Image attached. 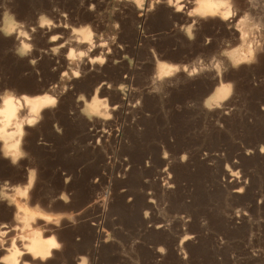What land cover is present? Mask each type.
<instances>
[{
	"label": "rangeland",
	"instance_id": "1",
	"mask_svg": "<svg viewBox=\"0 0 264 264\" xmlns=\"http://www.w3.org/2000/svg\"><path fill=\"white\" fill-rule=\"evenodd\" d=\"M142 1L0 0V100L56 99L16 164L0 152V259L34 228L61 245L38 264H264V0L226 20ZM157 62L179 70L158 79ZM98 87L101 122L81 101ZM12 196L50 221L21 228Z\"/></svg>",
	"mask_w": 264,
	"mask_h": 264
},
{
	"label": "bare ground",
	"instance_id": "2",
	"mask_svg": "<svg viewBox=\"0 0 264 264\" xmlns=\"http://www.w3.org/2000/svg\"><path fill=\"white\" fill-rule=\"evenodd\" d=\"M136 1L137 2H140V1L143 2L142 0H136ZM168 2L169 1H167V3ZM174 3H175V1H174ZM150 4H148V6ZM178 8H181V7H178ZM178 8H175V9L177 10ZM175 12H177V11H175ZM228 13H229V6L226 5V3L223 0H194V9L192 11V14L199 19L217 17L220 20H226L225 16ZM195 21H196V18H195ZM1 29H2V32L4 35H6V36L11 35L13 32V29H14L13 28V21L11 22L9 19H6V18L3 19ZM78 31H79L78 29H73V32H78ZM244 32L242 34H240V36H239L241 40H243L246 37V34H245L246 32L245 33ZM82 33H83V39L82 40H84L83 42H85V43L90 42V45H91V36H90L91 34H90V32L89 31H84V32L82 31ZM50 40L52 41V38H50ZM248 44H249V42H248ZM250 45H251V42H250ZM250 45H248V48L250 47ZM29 48H30V46H29ZM23 50H24V48H23ZM251 51H252L251 48L247 50V53L246 52L240 53V52L235 51V53L230 54V59L232 60L234 65L240 64L241 62H244L249 57H251V53H252ZM250 63H251V61H250ZM183 69H184V67H183ZM178 70H179V67L177 65H173V64L157 62V64L155 65V72H156V76L158 77V79L168 78V77L174 75ZM76 75H74V76H76ZM100 88L98 87L94 90L93 97L89 101H84L82 98H80V99H82L81 101H83V103H84L82 111H84L85 118H87L88 120H90L91 118H96V119L100 120V122L102 120H105V121L107 120L106 116L108 114L106 112V110H107L106 106L104 105L105 107H103V104H101L96 97V95H97L96 93H97V91H99L98 89H100ZM217 88H219V86ZM217 88L213 91V94L211 95V96H213L212 99L210 96L209 97L211 100L209 98L206 99V101H205L206 105H207L208 99L211 102L215 101L216 99L219 102H221V101L223 102L226 99L225 98L226 97L225 90L223 88H221L217 91ZM49 99L55 100V103H56L55 98L46 97V96H42V97H39V96H36V97L21 96L20 98H16L12 95H3L2 96V98L0 100V152H1L2 158L8 160V162H10V164H16L18 162L19 158H21V156L23 155V153H22L23 150H20V141L22 139L23 131H24L23 126H32L37 120H39L38 118H39V116L41 117L40 114L44 109H46V108L49 109L51 107L52 108L54 107L55 104L48 103ZM211 102H209V103H211ZM32 152H33V150H32ZM0 163H2V162H0ZM66 181H67V179L64 180V183H66ZM31 183H32V176L30 175V176H28L27 186H25L26 190H23V191L20 190L22 193H20L19 191H14V190L12 192L19 195V198L22 196L24 199L25 193H26L27 189L29 188V186L31 185ZM7 196H9V195H7ZM19 198L13 197L12 199L9 200V202L13 203L15 206V213H16L15 215H17V214L21 215V217H20L21 219H19V220L22 223H19L16 221V223H17V225H15V226H17L16 229H19L18 227H20V225H21L22 226L21 228H25L26 230L28 229V231H29V228L31 229V227H32L31 224H33L35 220H39V221H48L49 220L50 215L43 212V210L42 211L41 210H34V209L26 207L22 202H19ZM66 199H67V196H66ZM24 203H25V201H24ZM13 220H15V219H13ZM12 229L14 231L15 227H13ZM26 232H24V234H27V235H25V236L21 235L22 239L20 238L23 242L22 243V251H20V252L24 253V256H17L16 257V261L18 262V264L19 263L30 264L28 262H24V260H23V262L20 261L21 258L25 257V256H29L30 259L33 261L31 254L28 252L29 248H33L34 250L40 251V252H44L45 250L49 249V241L46 238L41 237V230L40 229L37 230V229L33 228L28 233H26ZM1 245H2V243L0 242V246ZM11 246H13V245H11ZM13 250H15V249L11 250L8 257L1 258L0 263H2V264H13V261L9 259V257L12 256ZM52 250H56V249H52ZM39 262H44V260L43 259L39 260Z\"/></svg>",
	"mask_w": 264,
	"mask_h": 264
},
{
	"label": "snow or ice",
	"instance_id": "3",
	"mask_svg": "<svg viewBox=\"0 0 264 264\" xmlns=\"http://www.w3.org/2000/svg\"><path fill=\"white\" fill-rule=\"evenodd\" d=\"M169 3H171V0H169ZM177 3H179V0H177ZM226 5H231V0H225ZM231 13L229 12L226 16L225 19L228 18V16H230ZM231 86L228 85L226 86L225 92L227 93L228 91H230ZM48 103L51 104H55V100H48ZM4 227H8L7 225H3ZM4 235H7V233H4ZM13 244H15L16 242L13 241ZM61 245L59 243H57L55 241V239L53 238L52 240L49 241V249L45 250L44 252H40V251H36L33 248H29L28 252L31 254V257L33 260L37 261V264L39 262V260H48L49 258H51L52 256V249H60ZM163 251V250H161ZM17 256H24V253L20 252L19 249H15L13 250L12 256L9 257L10 260L13 261V264H18V262L16 261V257Z\"/></svg>",
	"mask_w": 264,
	"mask_h": 264
}]
</instances>
